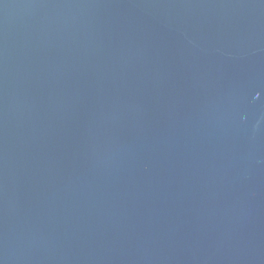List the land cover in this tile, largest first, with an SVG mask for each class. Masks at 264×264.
Segmentation results:
<instances>
[{
  "label": "water",
  "instance_id": "obj_1",
  "mask_svg": "<svg viewBox=\"0 0 264 264\" xmlns=\"http://www.w3.org/2000/svg\"><path fill=\"white\" fill-rule=\"evenodd\" d=\"M0 264H264V0H0Z\"/></svg>",
  "mask_w": 264,
  "mask_h": 264
}]
</instances>
